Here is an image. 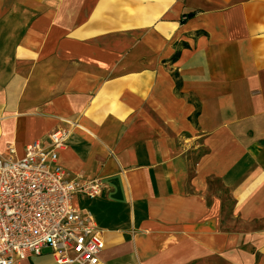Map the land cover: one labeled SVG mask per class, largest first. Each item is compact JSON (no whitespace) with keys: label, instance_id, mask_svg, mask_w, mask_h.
<instances>
[{"label":"crops","instance_id":"1","mask_svg":"<svg viewBox=\"0 0 264 264\" xmlns=\"http://www.w3.org/2000/svg\"><path fill=\"white\" fill-rule=\"evenodd\" d=\"M64 129L105 264H264V0H0V153Z\"/></svg>","mask_w":264,"mask_h":264},{"label":"built area","instance_id":"2","mask_svg":"<svg viewBox=\"0 0 264 264\" xmlns=\"http://www.w3.org/2000/svg\"><path fill=\"white\" fill-rule=\"evenodd\" d=\"M60 132V131H59ZM49 143L0 153V264H19L50 255L55 264H105L104 232L88 211L75 205L78 194L103 197L100 180L81 183L61 164L68 132Z\"/></svg>","mask_w":264,"mask_h":264},{"label":"rangeland","instance_id":"3","mask_svg":"<svg viewBox=\"0 0 264 264\" xmlns=\"http://www.w3.org/2000/svg\"><path fill=\"white\" fill-rule=\"evenodd\" d=\"M68 11L71 12V14L69 13V16L74 18L75 17L76 8L75 7L69 8ZM71 27L72 28L75 27V23L74 22H73V24H71ZM96 179H98V178H96ZM77 180L79 182H81V183H84V182L90 181L92 179H90V180H83V179L79 180V179H77ZM212 183H213L214 188H215V193L221 195L224 198V200H225V207H227V209H229V210L226 211V214L228 216L229 222H231L230 208L233 206L234 202L231 199L228 190H226L221 184H219L218 181H213ZM87 199H89V198H87L85 195L78 194L76 196V198H75L76 207L78 209L84 210V208H85L84 204H86V200ZM242 225L245 226V229L246 228L248 229V228L251 227V225H249V224H247L245 222H242ZM258 226H264V222L258 223Z\"/></svg>","mask_w":264,"mask_h":264},{"label":"bare ground","instance_id":"4","mask_svg":"<svg viewBox=\"0 0 264 264\" xmlns=\"http://www.w3.org/2000/svg\"><path fill=\"white\" fill-rule=\"evenodd\" d=\"M59 131H60V132H59ZM61 131H62V130H58V131H55V132H59V133H57V135L60 136V135H61ZM64 131H67V132H68V137H69V130L64 129ZM53 133H54V132H53ZM53 133H51V134L49 135V137H48L47 140H40V139H38V140H35V141L31 142V143L26 144L22 152H19V151L17 150V148L14 147V146H9L8 149L10 150V149L12 148V149L14 150V152L17 153L19 156H23L26 147H28V148L33 147V146H35V144H38V143H41V142H42V143H49V142H50V136H51ZM68 137H67V139H68ZM67 139H66V142H67ZM66 142H65V146H66ZM8 149H7V153H8ZM64 149H65V147H64ZM61 151H62V150H61ZM102 185H103V184H102Z\"/></svg>","mask_w":264,"mask_h":264},{"label":"trees","instance_id":"5","mask_svg":"<svg viewBox=\"0 0 264 264\" xmlns=\"http://www.w3.org/2000/svg\"><path fill=\"white\" fill-rule=\"evenodd\" d=\"M184 22H185V21L183 20L182 23H184ZM177 58H178V53L173 57L172 60L175 61ZM173 76H174V78H175V80H176V89H177V91L179 92V95L185 97V95L181 92L182 82H181V79H180V77H179V74H178L177 72H175V73H173ZM187 99L189 100V102H190V101H191V102L194 101L192 96H187ZM198 115H199V112L197 111V112L195 113V117H194L195 120L197 119ZM194 119L191 118V120H194ZM195 122H196V121H195Z\"/></svg>","mask_w":264,"mask_h":264}]
</instances>
